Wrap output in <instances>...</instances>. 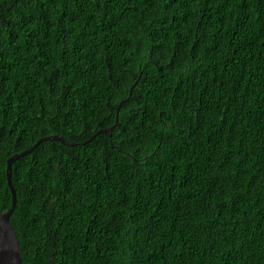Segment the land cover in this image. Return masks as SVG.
I'll return each instance as SVG.
<instances>
[{
    "label": "trees",
    "instance_id": "trees-1",
    "mask_svg": "<svg viewBox=\"0 0 264 264\" xmlns=\"http://www.w3.org/2000/svg\"><path fill=\"white\" fill-rule=\"evenodd\" d=\"M127 98L13 164L23 263L264 264V0H0V213Z\"/></svg>",
    "mask_w": 264,
    "mask_h": 264
},
{
    "label": "water",
    "instance_id": "water-1",
    "mask_svg": "<svg viewBox=\"0 0 264 264\" xmlns=\"http://www.w3.org/2000/svg\"><path fill=\"white\" fill-rule=\"evenodd\" d=\"M141 75H142V73H140V76ZM137 84H138V81L133 85L129 96L132 95V90L136 87ZM129 98H127L126 100L122 101L119 104L117 111H116L115 125L111 126L109 129L100 130L99 132L94 134V136L91 139H89L88 141L76 143V142H68L63 137L56 136V135L55 136H47V137H44V138L40 139L39 141H37L29 149H27L21 153H17L16 155H13L10 159H8L6 176H7L9 189H10L11 194H12V205L7 211L0 213V264H24L22 254H21V248H20L19 240H18L16 232H15V230L12 227L11 222H10L11 216L13 215V213L15 211L16 203H17V194H16V190H15L13 183H12V167H13V164L17 160L23 158L24 156L33 153L39 147V145H41L42 143L47 142V141H57V142L62 143L63 145H66L69 147H75L77 145H83V146L87 145V143L91 142L100 133H106V134L111 135L113 129L118 125L119 113H120V110L122 108V105L125 102H127L129 100Z\"/></svg>",
    "mask_w": 264,
    "mask_h": 264
}]
</instances>
